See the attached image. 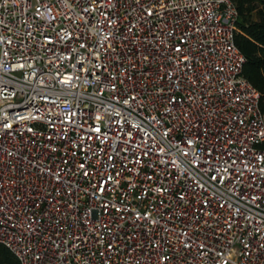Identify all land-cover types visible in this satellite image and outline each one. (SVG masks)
<instances>
[{"label":"built area","instance_id":"obj_1","mask_svg":"<svg viewBox=\"0 0 264 264\" xmlns=\"http://www.w3.org/2000/svg\"><path fill=\"white\" fill-rule=\"evenodd\" d=\"M233 0H0V243L21 264H264V114Z\"/></svg>","mask_w":264,"mask_h":264},{"label":"trees","instance_id":"obj_2","mask_svg":"<svg viewBox=\"0 0 264 264\" xmlns=\"http://www.w3.org/2000/svg\"><path fill=\"white\" fill-rule=\"evenodd\" d=\"M233 1L239 13L235 43L245 56L242 75L260 91V108L264 114V0ZM0 264H21L2 243Z\"/></svg>","mask_w":264,"mask_h":264}]
</instances>
